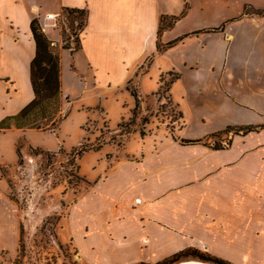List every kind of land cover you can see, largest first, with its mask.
Returning <instances> with one entry per match:
<instances>
[{"label":"crops","instance_id":"0c3cea01","mask_svg":"<svg viewBox=\"0 0 264 264\" xmlns=\"http://www.w3.org/2000/svg\"><path fill=\"white\" fill-rule=\"evenodd\" d=\"M248 8L264 9V0H0V97L9 94L0 99V120L34 97L31 20L77 9L85 13L79 47L58 50L63 97L79 96L67 83L119 89L131 79L139 98L152 96L161 76L172 73L177 78L168 94L185 123L181 139L200 140L228 126L253 127L247 134L232 133L227 147L195 143L179 157L174 144H152L149 152L141 149L133 160L119 163L112 176L119 187L93 193L92 211L76 208L75 216L90 218L75 231L80 240L75 244H84L81 252L89 262L137 264L147 259L144 244L167 255L191 244H218L219 255L236 264L251 263L226 252V246L256 244L257 254L264 253L259 245L264 234V53L259 51L264 16ZM161 17L178 19L158 33ZM220 81L223 87L212 88ZM240 111L244 117L231 115ZM28 130H0V264H13L20 226L1 169L16 161V142L26 139ZM8 143L15 150L11 163L5 157ZM105 195L125 201L127 208H108Z\"/></svg>","mask_w":264,"mask_h":264},{"label":"rangeland","instance_id":"374dc122","mask_svg":"<svg viewBox=\"0 0 264 264\" xmlns=\"http://www.w3.org/2000/svg\"><path fill=\"white\" fill-rule=\"evenodd\" d=\"M251 10L248 8V11ZM56 13L67 16L65 24L61 21L59 26L46 32L54 36L51 39L52 48L59 55L58 50L72 51L79 47V30L84 26L85 13H70L67 10ZM259 51L264 53L262 44ZM176 78L177 75L172 73L162 75L158 90L152 96L142 95L140 98L133 79L127 88L119 89H78L67 83V88L72 93L78 92L79 96L60 95L56 125L51 128L49 124L47 129L22 128L30 130L26 132V139L20 138L16 142V152L18 150L19 153L13 163L15 150L13 144L8 143L5 157L11 164L3 167L1 172L4 187L20 218L17 253L11 260L13 264H93L81 252L84 244H75V240L80 243L76 226L81 220L89 218H82L83 214L75 216L76 208L92 211L95 208L93 193L97 196L98 191L101 193L108 188L119 187L120 183L116 185L118 181L112 178L115 174L113 170L119 163L133 160L134 154H139L141 149L149 152L152 144H174L177 155L185 157V147L195 144L183 141L189 138L179 137L185 123L168 94L170 83ZM224 85V81H220V85H213L212 88ZM11 90L12 96H16L14 88ZM143 90L147 91L148 88ZM133 92L138 97L137 106L135 101L133 104ZM8 98L9 94L0 97ZM243 113L240 111L233 115L232 112L231 115L240 118L245 116ZM189 129L194 130V126L190 125ZM232 133L230 131L216 137L208 135L196 143L227 147L231 143ZM105 196V199L110 197ZM107 200L108 208H127L125 201ZM261 235L262 244L259 245L264 251V234ZM144 245L149 248L147 259L137 264H163L172 255L184 251V255L168 264L186 260L210 264L232 263L219 255L218 244H191L169 255L155 244L154 248L152 244ZM255 245L232 244L224 249L234 252L248 263L264 264V253L257 254ZM207 256L212 257V261L203 259Z\"/></svg>","mask_w":264,"mask_h":264},{"label":"trees","instance_id":"16d2710c","mask_svg":"<svg viewBox=\"0 0 264 264\" xmlns=\"http://www.w3.org/2000/svg\"><path fill=\"white\" fill-rule=\"evenodd\" d=\"M68 12H78L83 14V11L77 9H66ZM253 14L264 15V9H252ZM184 11L182 12V15ZM168 18L161 17L158 33L164 28L171 26L178 17ZM30 30L35 43V55L30 62V81L33 90V99L26 104L17 114L6 116L0 120V130L10 128H31V129H47L50 126L53 128L58 119L56 115L60 107V60L59 55L53 50L52 42L47 38L39 25L38 17H35L30 22ZM135 100V105H138V97L135 92L132 93ZM252 126H228L225 130L210 134L209 137H216L224 133L233 131L234 134H247L252 131ZM144 134V133H143ZM184 142L196 143L200 140H183ZM216 149L222 148L220 146ZM19 153V151L17 150ZM186 252H180L169 257L163 264H168L176 261ZM211 258V259H210ZM205 260L212 261V257H203ZM214 261V260H213ZM225 264H234L229 261H224Z\"/></svg>","mask_w":264,"mask_h":264},{"label":"built area","instance_id":"2783aa9c","mask_svg":"<svg viewBox=\"0 0 264 264\" xmlns=\"http://www.w3.org/2000/svg\"><path fill=\"white\" fill-rule=\"evenodd\" d=\"M38 20L41 30L46 32V30L50 28H56L59 26L61 21L65 24L67 16L61 15V13H46L44 15H40Z\"/></svg>","mask_w":264,"mask_h":264},{"label":"bare ground","instance_id":"6f19581e","mask_svg":"<svg viewBox=\"0 0 264 264\" xmlns=\"http://www.w3.org/2000/svg\"><path fill=\"white\" fill-rule=\"evenodd\" d=\"M176 264H210V263H204V262H200V261H196V260H186V261H181L179 263Z\"/></svg>","mask_w":264,"mask_h":264}]
</instances>
